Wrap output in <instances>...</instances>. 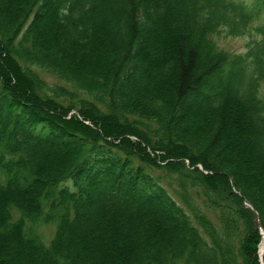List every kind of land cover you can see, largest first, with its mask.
Instances as JSON below:
<instances>
[{"label": "trees", "instance_id": "obj_1", "mask_svg": "<svg viewBox=\"0 0 264 264\" xmlns=\"http://www.w3.org/2000/svg\"><path fill=\"white\" fill-rule=\"evenodd\" d=\"M263 7L0 0V264H261Z\"/></svg>", "mask_w": 264, "mask_h": 264}, {"label": "rangeland", "instance_id": "obj_2", "mask_svg": "<svg viewBox=\"0 0 264 264\" xmlns=\"http://www.w3.org/2000/svg\"><path fill=\"white\" fill-rule=\"evenodd\" d=\"M243 1L250 2L252 0H243ZM263 14H264V7H263ZM255 36L256 34L253 31H251L250 33H247L244 35H238V36L227 35L225 34L224 31H220L219 34L214 36V39L217 45L220 48H223L224 50H226L227 52L231 54H243L247 49V45L250 42L251 37H255ZM46 77L47 79L50 80L49 76H46ZM258 93H259V96H264V79H262L259 83ZM39 232L41 233L43 241L45 243H48V241L50 240V238L52 237L54 233V225L50 223L46 225H42L39 228ZM113 257L115 256L113 255ZM259 258H260V255H259ZM107 260L110 261V259H107ZM260 263L263 264L261 259H260Z\"/></svg>", "mask_w": 264, "mask_h": 264}, {"label": "water", "instance_id": "obj_3", "mask_svg": "<svg viewBox=\"0 0 264 264\" xmlns=\"http://www.w3.org/2000/svg\"><path fill=\"white\" fill-rule=\"evenodd\" d=\"M262 235H263V237H264V234H263V233H262ZM263 249H264V246H261V248H260V253H259L261 261H262V253H263Z\"/></svg>", "mask_w": 264, "mask_h": 264}]
</instances>
